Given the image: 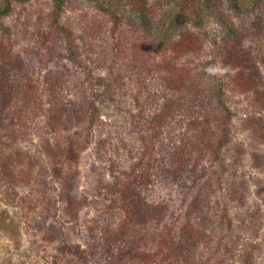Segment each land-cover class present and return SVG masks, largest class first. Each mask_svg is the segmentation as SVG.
I'll return each mask as SVG.
<instances>
[{
	"label": "rangeland",
	"instance_id": "374dc122",
	"mask_svg": "<svg viewBox=\"0 0 264 264\" xmlns=\"http://www.w3.org/2000/svg\"><path fill=\"white\" fill-rule=\"evenodd\" d=\"M182 2L66 0L55 21L53 0L17 1L0 20V264H82L75 247L92 251L107 225L120 232L125 218L123 187L104 186L142 173L153 177L145 181L147 201L170 204L175 242L177 222L202 233L182 264H264V140L245 126L249 115L264 122V104L259 92L234 88L232 77L256 71L264 83V0L249 11H237L233 0L190 1L176 21ZM222 16L237 28L238 48L221 43ZM169 73H190L191 84L200 77L215 95L223 90L231 133L220 154L218 102L199 124L176 104L159 143L148 141L151 125L136 126L154 110L150 98L163 101ZM159 156L184 171L182 188L158 177ZM68 193L84 201L76 219L66 209ZM155 223L135 228L152 235L163 227ZM43 225L61 226L73 250ZM147 249L151 264L167 263L156 246Z\"/></svg>",
	"mask_w": 264,
	"mask_h": 264
},
{
	"label": "trees",
	"instance_id": "16d2710c",
	"mask_svg": "<svg viewBox=\"0 0 264 264\" xmlns=\"http://www.w3.org/2000/svg\"><path fill=\"white\" fill-rule=\"evenodd\" d=\"M17 1L23 2L28 0H3V2L0 4V20L10 15L13 4ZM190 1L194 2L198 0H183V9L177 15H173V18H175L176 21L185 17L183 13L187 11L185 7L190 3ZM53 2L55 7V21H57L58 17L65 7L66 0H53ZM233 2L234 8L237 9V11H249L258 3V0H233ZM200 10L201 9H198L199 18ZM221 23L224 24V28L227 31L226 35L221 40L223 46H231L232 49H235L236 47L238 48V45L235 44L239 42V32L237 28L224 16H222ZM67 34L69 36L68 32ZM240 51H243L246 56H250L251 51L249 50L248 45L242 46V50ZM71 52L72 54H74L72 50ZM253 58L254 56L250 57L249 60H252ZM255 72L252 71V73H235L234 75H232L233 85L234 88L243 93L254 92L257 94L259 92L257 96L258 98H260V102L264 104V83L262 81L263 77L261 73ZM154 75L155 74L150 77L151 80L149 81H153V79L158 78ZM164 77L165 78L163 81L165 82L166 93L163 101L161 102L158 98H150L148 101L149 104L147 106H150L152 108L153 105H155V107H153L154 110L151 111L152 109L149 110L148 108L147 110L150 112L144 111L145 115L142 118H139L142 121L139 120L136 126L146 127V124L151 125L147 127V130H149L151 133L148 141H151L152 143H159L162 133L166 132V129H168V131H171L172 119L176 118L173 114V110L176 104L179 103L181 105L179 111L183 112L184 116H194V119L192 118V123L199 124L200 122H202V118L205 120L209 117L212 108H214L215 103L218 102V104L221 106V114L225 113L223 117L219 119V121H221L220 123L222 125L223 133L217 141L216 154H220L224 150V147L229 140L228 137L231 133L230 109H228V107H226V105L223 103V90L219 89L217 95H215V93L212 94L210 92L213 90V86L211 91L206 92L207 88L203 89V82L205 81L199 77L197 78V80L194 79V82L191 84L192 79L190 73H182L181 75H178L176 73H169L168 76L165 75ZM189 88L191 89V91H189ZM206 93H208V96H206ZM209 103H213L214 107L212 105L210 107ZM72 107L73 108L68 112H70L69 114H72V116L75 118L79 116L78 112L80 110V106L74 104ZM64 110L65 111H63V108H61L60 113L63 114V112H66V110L68 109L64 107ZM88 110L92 111L89 115H91V117L93 118L95 110L93 104H91V107H89ZM262 110H264V108H262L261 111ZM245 123L246 128L252 134L258 136L259 139L264 140L263 116L261 117L257 115H249L245 119ZM141 124L143 125L141 126ZM149 127H151V130H153V132ZM158 155L159 154L157 153V156ZM159 158L161 168L159 166L157 167L158 170L161 169V175L158 177L162 180H167L168 182H174L182 188L181 185L183 182L180 180L184 178V171L176 167H170L167 162H165L167 158L165 159V157L160 156ZM141 175H136L133 180H129L128 178H126L123 181L117 180L113 182V184H109V186H104L105 190H107L108 192H113V190L117 186H121V188L123 187V203H121L118 207L121 210L125 211L124 221L122 222V224H119L121 227V231L117 233L109 232L108 230H110V228L109 225H107L108 227L106 226L107 230L106 235H104L105 237L102 236L101 238H95V241L93 240L92 246H94V248L92 251L90 249V252L85 253L84 250H80V247H75V254H77L78 257L81 258L78 263L91 264L92 260L90 259V256L92 255L93 258L96 256V259H98L99 262H105L106 264H151L156 261L154 255L150 253L149 249H147L148 245L151 244L158 248V252L156 253V255H162L163 257H161V260H165V262H167L166 264H182V262L187 259L185 256L187 255L188 251H190L191 246L189 243H195V245L200 244V241L202 240V233L200 231H197L196 227L193 225H184V223L180 225L181 223L178 222L176 225L179 231V240L175 242V238L172 235L174 227H172L171 224L176 222V220H173L172 215L170 216V204L168 202L160 200L158 201V205L156 201H147V184L145 183V181H150L151 179L153 180V177L151 173L145 174V176L143 175V173ZM143 177L144 180L142 179ZM72 189L73 188L71 182H68V184L65 185V191L68 190V192H71ZM234 193L235 192L233 191V194ZM68 194L72 197H69L70 204L66 206V209L69 212L68 214L72 216V219H76L78 216L77 211L80 209L78 206L84 201H82L81 199H77V197L71 193ZM202 220L204 224L208 221V219L207 221H205L203 217ZM152 221L156 222V226H163L161 232L156 231L152 233V235H148L140 233L135 228L136 225H141L143 223V225L145 226L144 223H151ZM43 226L45 228L46 234H51L49 235V237H55L58 239V241H62L61 246H63L65 251L69 252L73 250L74 246H71L65 240L67 235L62 231L61 226ZM166 239H170L169 241L172 243V245L168 244L166 242ZM60 249L62 248L60 247ZM98 254L99 256H97Z\"/></svg>",
	"mask_w": 264,
	"mask_h": 264
}]
</instances>
